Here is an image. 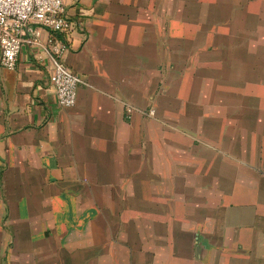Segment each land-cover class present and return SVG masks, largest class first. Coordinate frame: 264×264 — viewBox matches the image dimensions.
I'll use <instances>...</instances> for the list:
<instances>
[{
	"label": "crops",
	"instance_id": "obj_1",
	"mask_svg": "<svg viewBox=\"0 0 264 264\" xmlns=\"http://www.w3.org/2000/svg\"><path fill=\"white\" fill-rule=\"evenodd\" d=\"M64 2L76 105L0 67V264H264V0Z\"/></svg>",
	"mask_w": 264,
	"mask_h": 264
},
{
	"label": "built area",
	"instance_id": "obj_2",
	"mask_svg": "<svg viewBox=\"0 0 264 264\" xmlns=\"http://www.w3.org/2000/svg\"><path fill=\"white\" fill-rule=\"evenodd\" d=\"M73 30L64 0H0V67L14 71L22 48L30 45L49 64V79L59 106L74 107L83 81L63 61Z\"/></svg>",
	"mask_w": 264,
	"mask_h": 264
},
{
	"label": "rangeland",
	"instance_id": "obj_3",
	"mask_svg": "<svg viewBox=\"0 0 264 264\" xmlns=\"http://www.w3.org/2000/svg\"><path fill=\"white\" fill-rule=\"evenodd\" d=\"M252 75H258V74H252ZM259 76V75H258Z\"/></svg>",
	"mask_w": 264,
	"mask_h": 264
}]
</instances>
